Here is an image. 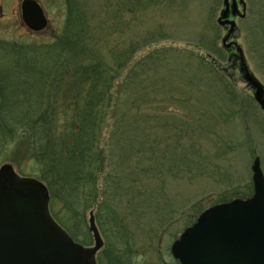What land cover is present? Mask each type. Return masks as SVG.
I'll list each match as a JSON object with an SVG mask.
<instances>
[{"label": "rangeland", "instance_id": "obj_1", "mask_svg": "<svg viewBox=\"0 0 264 264\" xmlns=\"http://www.w3.org/2000/svg\"><path fill=\"white\" fill-rule=\"evenodd\" d=\"M37 1L50 22L40 33L24 24L22 0H0V43L46 46L56 40L67 20L66 0ZM76 1L91 24L86 49L92 57L111 69L112 49L133 53L113 82L98 202L76 210L81 238L62 223L66 204H51L46 182L29 175L33 161L23 159L28 142L12 148L13 154L1 147L0 169L11 165L20 177L42 182L50 215L85 248L95 245L93 212L104 243L97 264H180L172 245L199 213L252 193L256 159L264 173V111L223 46L229 30L218 24L224 0ZM245 3V17L231 19L235 40L264 86V0ZM3 51L11 67V49ZM110 212L119 219L112 230L106 225Z\"/></svg>", "mask_w": 264, "mask_h": 264}, {"label": "trees", "instance_id": "obj_2", "mask_svg": "<svg viewBox=\"0 0 264 264\" xmlns=\"http://www.w3.org/2000/svg\"><path fill=\"white\" fill-rule=\"evenodd\" d=\"M66 5L67 20L53 43H0V48L11 49V64H17L8 67V51L0 55V148L13 154L12 148L28 142L23 159L33 161L29 175L46 182L51 204H66L67 223L61 221L71 236L80 239L74 224L76 210L91 209L98 202L99 181L106 168L101 143L113 82L133 53L112 49L108 69L86 49L92 29L82 6L76 0H66ZM114 214L107 215L110 229L118 226Z\"/></svg>", "mask_w": 264, "mask_h": 264}, {"label": "water", "instance_id": "obj_3", "mask_svg": "<svg viewBox=\"0 0 264 264\" xmlns=\"http://www.w3.org/2000/svg\"><path fill=\"white\" fill-rule=\"evenodd\" d=\"M224 0L218 24L228 27L223 39L227 49L236 47L242 79L253 91L254 100L264 111V86L250 72L243 49L228 43L236 32L230 13L246 15L245 0ZM22 20L29 30L40 33L50 26L37 0H22ZM253 189L249 199H235L212 206L174 242L171 253L180 264H264V173L259 159L254 161ZM47 187L34 178L20 177L11 165L0 169V264H97L96 255L104 246L90 213L94 247L85 248L52 218Z\"/></svg>", "mask_w": 264, "mask_h": 264}, {"label": "flooded vegetation", "instance_id": "obj_4", "mask_svg": "<svg viewBox=\"0 0 264 264\" xmlns=\"http://www.w3.org/2000/svg\"><path fill=\"white\" fill-rule=\"evenodd\" d=\"M237 2H239V0H237ZM230 3L233 4V1L231 0ZM238 9H239L240 12L242 11V7L241 6H239ZM236 18H239V12L238 13L236 12V15L235 16L231 12L229 19L231 20V19H236ZM235 35L236 34L233 35V37L231 38V40L229 41V43L236 42ZM229 51L231 52V62L233 64V68L235 67V70L238 69L239 70V73H240L241 65H240V62L237 59V57H235L236 47L235 46H232L231 48H229Z\"/></svg>", "mask_w": 264, "mask_h": 264}]
</instances>
